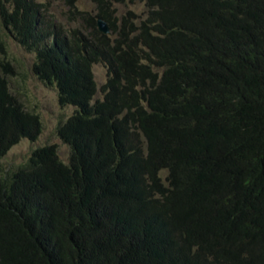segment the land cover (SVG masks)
I'll use <instances>...</instances> for the list:
<instances>
[{"label": "trees", "instance_id": "trees-1", "mask_svg": "<svg viewBox=\"0 0 264 264\" xmlns=\"http://www.w3.org/2000/svg\"><path fill=\"white\" fill-rule=\"evenodd\" d=\"M75 1L66 29L47 0H0V159L41 132L4 34L75 108L67 163L54 144L0 163V264H264V0H129L138 21Z\"/></svg>", "mask_w": 264, "mask_h": 264}, {"label": "rangeland", "instance_id": "rangeland-1", "mask_svg": "<svg viewBox=\"0 0 264 264\" xmlns=\"http://www.w3.org/2000/svg\"><path fill=\"white\" fill-rule=\"evenodd\" d=\"M47 1L49 2V11L53 13L59 22L63 23L66 29L78 25L77 20L74 22L67 21L66 15L69 8L68 4L64 3L65 0ZM144 6L143 2H131L129 0L116 5L118 16L130 11L137 16L135 19L131 18L133 21H138L139 17L142 16ZM75 7L85 12L94 11V5L91 0H76ZM3 38L8 44V59L13 67V74L7 76L9 88L27 110L37 113L41 124V132L35 140L21 138L18 142L11 145L0 159L1 165L5 168L17 165L26 159L32 150L45 144L56 145L59 158L67 163L69 148L57 136L56 128L74 111V106L60 105L58 103L57 88L54 85L48 86L37 78L32 71V64L35 59L33 52L23 50L10 34H4ZM92 72L96 83L94 98H100L102 97L100 88L106 81L107 68L103 63H95L92 65Z\"/></svg>", "mask_w": 264, "mask_h": 264}, {"label": "water", "instance_id": "water-1", "mask_svg": "<svg viewBox=\"0 0 264 264\" xmlns=\"http://www.w3.org/2000/svg\"><path fill=\"white\" fill-rule=\"evenodd\" d=\"M97 28L103 32V33H109V26L108 24L102 20V19H98L97 20Z\"/></svg>", "mask_w": 264, "mask_h": 264}, {"label": "clouds", "instance_id": "clouds-1", "mask_svg": "<svg viewBox=\"0 0 264 264\" xmlns=\"http://www.w3.org/2000/svg\"><path fill=\"white\" fill-rule=\"evenodd\" d=\"M98 19H101V18H97V20H98ZM102 20H103V19H102ZM104 21H105V20H104ZM105 22H106V21H105ZM106 23H107V22H106ZM102 33H103V32H102ZM109 33H110V31H109ZM105 34H108V33H105Z\"/></svg>", "mask_w": 264, "mask_h": 264}]
</instances>
